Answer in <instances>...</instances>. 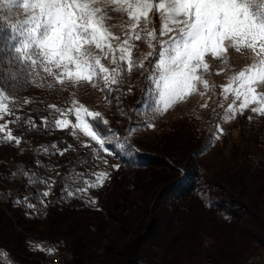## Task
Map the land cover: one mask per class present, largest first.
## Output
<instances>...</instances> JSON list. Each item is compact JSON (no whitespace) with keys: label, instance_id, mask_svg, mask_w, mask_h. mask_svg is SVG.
Instances as JSON below:
<instances>
[{"label":"trees","instance_id":"trees-1","mask_svg":"<svg viewBox=\"0 0 264 264\" xmlns=\"http://www.w3.org/2000/svg\"><path fill=\"white\" fill-rule=\"evenodd\" d=\"M8 37L0 33V55ZM6 61L4 56L0 63V87L23 105L7 121L21 116L38 127L29 130L24 120L9 125L22 142L19 147L0 144V185L12 187L6 171L21 160L30 166L33 181L68 173L81 188L80 182L92 176V151L81 149L73 158L78 144L68 130L41 126V117L51 122L55 116L31 106L43 103L48 81L38 78L33 85L16 63ZM25 99L33 102L26 106ZM239 123L240 133L229 137L228 150L224 140L199 141L197 132L184 123L161 130L151 140L140 138V128L128 131L127 146L116 152L118 169L102 187L91 188L93 198L75 199L58 183L46 198L56 205L45 214H26L13 202L0 204V264H42L44 252L29 238L50 241L71 253L69 264L147 261L152 248L160 251L157 257L164 263L169 261L164 257L172 256L176 264H242L253 243V248L264 250V117L243 116ZM97 126L105 133L103 124ZM53 144L54 149L49 147ZM41 146L49 152L44 154ZM37 152L41 164L36 163ZM25 182L35 194L43 192L41 183H30L28 177Z\"/></svg>","mask_w":264,"mask_h":264},{"label":"snow or ice","instance_id":"snow-or-ice-1","mask_svg":"<svg viewBox=\"0 0 264 264\" xmlns=\"http://www.w3.org/2000/svg\"><path fill=\"white\" fill-rule=\"evenodd\" d=\"M3 3L21 8L26 19L15 23L4 21L10 35L6 51L0 55V63L6 56V62L16 63L19 70L26 73L27 82L33 85L37 84L38 78L43 79L40 77L42 71L62 88L66 82L90 84L98 87L108 99L112 92L118 90L114 86L125 71L131 73L138 69L143 72V63L131 58L129 39L118 45L119 56L116 55L117 47L112 41H119L120 38L107 25L111 10L128 17L131 39L145 40L152 47H155L153 41L160 45L153 72L148 77L156 89L155 113H165L177 102L187 99L201 82L207 88L208 82L199 75L201 70H209L206 54L222 59L231 48L237 52L250 51L253 62L235 74L229 85L223 86L225 98L228 95L234 97L223 119L230 122L237 113L242 115L250 106L254 114L264 117V92L258 90L264 87V0H3ZM153 15L161 21L159 37L156 30L149 27L153 23ZM3 30L0 28V31ZM96 50L109 56L117 67H104ZM48 87L52 88L53 84ZM5 99L13 101L14 97L8 96L5 88L0 87V120L5 115H14L5 105ZM32 102L24 100V104ZM49 108L59 116L51 122L41 117V126L45 129L72 128L74 134L78 127L99 146L94 154H112L106 145L112 143L111 136L116 134L107 127L108 121L103 120L100 113L80 105L65 110L55 105ZM69 114L75 116L77 123L67 118ZM85 117H91V121ZM252 118L248 117L249 120ZM21 120L24 117L16 116L15 120L0 123V133H3L0 144L14 143L19 147L22 138L12 135L9 125H18ZM24 122L29 130L38 127L31 119ZM98 124L104 125L107 134L101 132ZM148 127H154V124H148ZM131 132L132 129H129ZM222 134L223 128L217 125L213 138L218 139ZM126 139L130 141L131 135ZM49 147L54 149L56 145ZM49 147L41 146L44 154L49 152ZM67 150L65 148L64 151ZM64 151L59 154L64 155ZM36 163L39 164V161ZM113 167L118 169L119 166ZM17 174L13 173L14 176ZM23 175L29 178L30 183L37 182L31 179L29 173L23 172ZM108 178V173H100L95 181H84V186L76 192L67 188L65 192L67 195H76L77 192L86 194L92 187H102ZM42 182L48 185L54 183L50 178ZM51 194V187L39 193L43 198L41 202L46 203ZM89 203L95 204L96 201L90 200ZM27 207L35 205L28 204ZM39 250L44 249L41 246Z\"/></svg>","mask_w":264,"mask_h":264},{"label":"rangeland","instance_id":"rangeland-1","mask_svg":"<svg viewBox=\"0 0 264 264\" xmlns=\"http://www.w3.org/2000/svg\"><path fill=\"white\" fill-rule=\"evenodd\" d=\"M109 15L111 18L107 21V25L115 34V36H118L120 38L119 41H112L113 46L117 47L116 55L119 56L118 45L121 44L125 39H129L131 47V58L136 62L143 63V72L138 69H134L131 73L125 71L119 77V83L114 86L118 90L112 92L109 95L108 99H105V93L102 92L98 87H92V85L85 83L74 85L66 82L62 88L61 85L55 84L51 77H48L47 74L41 71L40 77H42L43 79L40 80H47L48 85L53 84V87H48L49 90H46L44 92L45 97L41 105L34 104L31 106V108H34L36 110H45L53 113L56 119L58 118L59 113H57L55 110L50 109V105H55L61 110L73 108L76 105H80L83 108H87L89 111L100 113L101 118L108 121L107 127L116 134L114 136H111L112 143L106 145L107 147H109L112 154L105 152H98L94 154L99 146L95 141H92L89 136H86L78 127L75 129L74 134H72V128L60 130L61 132H66L68 130L71 138H73V140H75L78 144V146H75L76 152L73 158H78V151L81 149H90L92 151L94 157L93 168L88 170L91 172L92 176L91 178H85L83 181H81V187L84 186V181L86 180L95 181L96 175L100 173H108L109 175L112 173V171L115 169V167L113 166L118 165V157L116 152H121L125 148L119 147L117 145L124 144L125 135L129 131V129H132V132H134L138 130V128H140L139 130L142 134L140 138H144L146 136L149 140H151L153 139L154 135H159L161 133V130L167 131L169 126L171 125H174L176 123H184L197 132V138L199 139V141L203 143H213L214 140H217L219 142L224 140V142H226L224 149L228 150L229 137L236 138L238 136L241 130L239 122L242 120L243 116H251L254 117L255 120L262 118V116L254 114L251 111L252 106H250L244 111L242 115L237 113L236 117L230 122L223 119V117L226 115V109L230 104L233 103L234 99L232 95H228L227 98H225L223 94V86L229 85L230 80L235 74H237L239 71L243 70L253 62L252 53L250 51L243 50L241 52H237L235 49L231 48L222 59H214L211 53L206 54L205 59L210 67L208 71L201 70L199 72V75L203 78V80H206L208 82L209 86L207 88H205L204 84L201 82L197 85L196 90L187 97V99L181 102H177L165 113H155L153 109L155 108V101L157 99L156 89L155 85L150 82L148 77L153 72V63L156 58V54L160 50V45L153 41L155 47H152L145 40L131 39V29L127 27L128 17L122 13L111 10L109 12ZM24 19H26V16L24 15L21 8L5 4L3 3V0H0V28L4 29L3 31H0V33H5L8 36L10 35V32L7 30L4 21L7 20L11 23H15ZM152 20L153 23L149 25V27L154 28L156 30L157 36L159 37L161 21L157 15H153ZM164 39H167V37H164ZM96 53L100 56L101 63L104 65V67L108 69L117 67V65L113 64L111 58L109 56H106L105 53L101 52L100 50H96ZM137 72H139V74L136 76ZM218 72L219 74H217ZM129 89L131 90L129 91ZM258 90L264 92V87H261ZM117 97L119 99H117ZM109 100H111V103H109ZM4 103L13 112H16L23 106L20 105V100L17 99H14L13 101L5 99ZM205 104L207 105V107H204ZM238 104L239 102H237V105ZM25 105L29 106L27 104ZM137 106L139 107L137 108ZM69 115L74 116L73 114ZM7 118L8 115H5L4 118L0 120V123H5L7 121ZM85 118L88 120L91 119V117ZM148 124H154V127H148ZM217 125L223 128V134L219 135L218 139H214V134L217 132ZM105 133L107 134V129L105 130ZM2 135L3 133H0V136ZM226 136H228V138ZM34 156L36 158V161H39V164L43 162L38 152L35 153ZM71 160L74 161L75 159ZM19 163L26 165L28 167V170H30V174L32 175L31 168L26 162L16 160L9 165L8 170L6 171H9L7 173V178L12 184V187L9 188L11 185L7 183L8 187H4L2 184L0 185V189L19 190L23 188V186H25V188H29V190L34 192L31 187L28 186L27 182H25L24 184H16L12 182V175L17 164ZM62 174L69 175L68 173ZM62 174H51V177H60L62 176ZM40 185L43 190L46 189V187H42L43 183H41ZM36 196L37 198H39L38 194ZM83 196V199L86 197L88 198L87 200L93 198V191L91 190V188L86 194H83ZM25 213L29 214L26 211ZM28 240L34 242L35 238H29ZM253 244L251 245V249L242 264H245L246 259L253 253H257L255 255L260 254L264 256L263 248H253ZM151 250L153 251V257H151L149 260H134L129 264H176L172 256H170L169 259L164 257L166 260H169L166 261L163 258L167 262L164 263L163 260L161 261L160 258L157 257V254L160 253V251L155 248H152ZM43 252L45 256L44 258H42V264H53V261L49 258V256H46V252ZM65 254H69L73 257V255L69 252H65ZM73 259L74 257L72 259L67 258V260H65L64 262H66V264H69V262H71ZM176 261H178V259ZM250 261L252 262V257L246 264H251ZM62 264L65 263L62 262ZM203 264L211 263H209V261H205ZM256 264H264V259L261 260V262H256Z\"/></svg>","mask_w":264,"mask_h":264},{"label":"bare ground","instance_id":"bare-ground-1","mask_svg":"<svg viewBox=\"0 0 264 264\" xmlns=\"http://www.w3.org/2000/svg\"><path fill=\"white\" fill-rule=\"evenodd\" d=\"M17 169H22L24 172H27L29 174H30V170H28V167L26 165H24L22 163H19V164H17V166L15 168V171H14V173H18V174L15 175V176L11 174L12 175V182L13 183H16V184H18V183L24 184L25 181H26V179H27V177L24 176L23 174H19V170H17ZM51 176H50V178L54 182H62V176H70V175L62 174V176L59 175L60 177H57V176L56 177L55 176L54 177H51ZM60 184L63 185L64 189L67 188L68 190L73 191V192H76V190L79 188L77 186V183H76V181H75V179L73 177H70V185L69 184H66V183H60ZM21 187H22V185H21ZM43 191H46V189L43 190ZM8 193H10V195L12 196V198L13 199H16V200H11V199L6 198L8 196ZM72 196L75 199H78V200H81L84 197L83 194H81V196L79 194L72 195ZM25 198H27V200H25ZM18 200H21V202L17 203ZM37 200H36L35 194L31 190H29V188H25L24 187V191H23V188H21L19 190H16V189H14V190H1L0 189V203L13 202V203H15V204L20 205L21 207H23L25 209V211L27 213H29V214L34 213V212H39V214L40 213H43V205H53V206L56 205V200H52L51 203H44L43 202V204L40 203V202H38ZM28 204H33V205H35V207L29 208V207H27ZM51 207L52 206H47L44 209V214L47 213L51 209ZM33 243H34L35 247L46 246L48 244L53 245V249L55 250L54 251V255H52V254H46L53 261L52 262L53 264H62V262L66 264V262H64V261L67 260V258H71V259L73 258L69 254H65L66 251H62L61 249H59L55 244H53L50 241H47V240H39V239H36L35 238V240H34Z\"/></svg>","mask_w":264,"mask_h":264},{"label":"built area","instance_id":"built-area-1","mask_svg":"<svg viewBox=\"0 0 264 264\" xmlns=\"http://www.w3.org/2000/svg\"><path fill=\"white\" fill-rule=\"evenodd\" d=\"M67 118H68L70 121L77 123L76 120H75V118H74V116H72V115H68ZM17 170H19V174H23V172H24L22 169H17ZM24 176H25V175H24ZM70 177H72V176H62V182H54L50 177H48V180H49V178H50V180L54 182V183H52L51 185H48V184H46V183H43L42 181H38V182H36V183H43V187H46V190H48L49 187L52 188L53 186L58 185V183H66V184H69V185H70ZM24 187H25V186H23V191H24ZM76 194H79V195L81 196L80 193H76ZM36 195H37V192H36ZM6 198L11 199V200H16V199H13V198H12V196L10 195V193H8V196H7ZM41 200H42V199H38V202H40V203L43 204V202H41ZM18 201L21 202V200H18ZM47 206H53V205H43V214H44V209H45ZM42 247H43V249H44L43 251H45L46 254H52V255H54V252H50V251H49V250L53 249V245L48 244V245H46V246H42ZM36 248L40 249V247H36ZM263 259H264V257L261 256L260 254H258V255H253V256H252V262H251V264H256V262H261V260H263Z\"/></svg>","mask_w":264,"mask_h":264}]
</instances>
